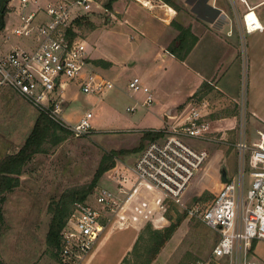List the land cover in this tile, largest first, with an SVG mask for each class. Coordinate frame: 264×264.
Returning <instances> with one entry per match:
<instances>
[{"label":"rangeland","instance_id":"374dc122","mask_svg":"<svg viewBox=\"0 0 264 264\" xmlns=\"http://www.w3.org/2000/svg\"><path fill=\"white\" fill-rule=\"evenodd\" d=\"M116 1H111V5ZM248 1L251 3L254 0ZM109 2L110 0H98L92 3L91 9L84 13L78 23L73 22L72 28L76 40L85 44L89 61L95 70L110 80L113 87L100 95L86 94L81 92L80 84L77 85L78 80H75L69 92L72 100L60 114L68 122L75 123L79 116L91 111L90 122L97 132L90 130L77 136L72 132L56 146L45 144V152L36 154L24 167L21 183L6 194L1 205L3 218L0 221V258L7 264H58L45 243L51 216L48 211L50 200L56 199L66 190L90 184L105 152L134 149L116 156L114 166L101 175L81 203H92L100 188L113 190L114 186L108 187L114 185L113 169H120L123 164H132L137 155L135 148L139 147L138 144L144 147L147 142L163 135L154 139L140 136L149 128H156L159 123L161 127H167L170 118L165 116L166 119L161 122V113L167 102L189 99L198 105L203 101L207 104L206 111H211L214 115L235 112L238 119L243 112L246 117L245 97L243 98L245 62L241 57L238 71L240 86L236 100L233 91L222 93L210 80L199 86L198 94L189 96L187 93L197 82L194 60L191 58L184 62L168 50L166 44L170 40L171 30L158 18L161 14L153 10L151 15H144V11L140 9V20L121 19L118 16L116 18L107 6ZM119 3L123 6L125 2L119 0ZM234 3L235 7L229 0H225L223 8L230 18L231 32L244 44L246 35L242 36L240 18L245 6L238 0ZM261 9L264 10V5ZM25 10L28 11L29 8ZM8 13H11L7 20L8 31H0V43L3 42L2 33L18 38L12 34V27L16 24L14 19L19 15L17 6L6 15ZM21 40L25 41L23 38ZM8 45L9 41L3 46ZM96 59L104 61L95 65L93 60ZM133 77H138L142 85L150 88V105L141 104L145 97L142 91H133L127 87L128 81ZM130 106H134V109L129 110ZM38 114L37 109L11 89L0 87V158L22 145ZM214 118L211 117L210 120ZM244 121L245 141H249L248 135L252 139L256 132L249 130L247 120ZM210 126L211 132L216 131L213 123ZM238 133L239 131L233 129L226 132L223 138L219 137L221 134H216L211 135V140H187L194 147L206 150L208 157L197 171L181 202L178 204L168 201L157 221L150 222L157 229H162L165 224L167 226L177 216L183 215L174 230L176 235L173 240H178V244L169 258L171 264H223V259H214L211 255L217 234L196 216L190 215L189 210L196 203L202 206L212 199L209 194L213 196L221 185V170H226V173L227 169L229 173L234 170L236 172L239 160L236 146ZM144 187L156 194L157 198L163 195L150 184H145ZM200 195H204L202 199H199ZM122 196L124 198L126 194ZM78 204L72 205V211ZM143 235L147 237L144 228ZM251 252L253 258L264 264L263 240L254 242Z\"/></svg>","mask_w":264,"mask_h":264},{"label":"built area","instance_id":"2783aa9c","mask_svg":"<svg viewBox=\"0 0 264 264\" xmlns=\"http://www.w3.org/2000/svg\"><path fill=\"white\" fill-rule=\"evenodd\" d=\"M18 1L25 9L29 0ZM238 1L245 6L240 18L242 36L261 30L263 26L254 11L255 6L248 0ZM94 2L51 0L45 7L36 6L35 10L20 14L12 33L27 40L30 46L15 45L0 54V86H7L76 136L92 129V112H85L74 125L65 124L60 115L65 87L78 80L82 93L96 95L113 87V83L98 74L89 61L85 44L77 41L76 36L70 37L67 31L73 20L88 12ZM234 2L229 0L233 7ZM39 11L45 16L38 18ZM250 13L258 23L253 19L248 23ZM240 45L242 61L245 62L244 44ZM127 87L145 94L142 105L151 104L152 93L138 77L129 80ZM128 109L133 110L134 106ZM168 118L171 121L167 127L160 129L163 135L146 143L128 168L129 173L116 167L113 169L115 189H98L92 203H79L67 217L62 231L61 264L81 263L105 227V214L122 204V195L127 194L136 181L149 183L163 194L166 201L181 202L208 157L206 150L194 147L187 140H211V126L206 113L193 101ZM244 120L241 112L236 142L239 160L235 174L227 178L208 203L202 206L196 203L189 210L190 215L217 233L211 252L215 258L223 259V264H260L251 256L252 244L257 240L264 241V132L258 131L255 141H245Z\"/></svg>","mask_w":264,"mask_h":264},{"label":"crops","instance_id":"0c3cea01","mask_svg":"<svg viewBox=\"0 0 264 264\" xmlns=\"http://www.w3.org/2000/svg\"><path fill=\"white\" fill-rule=\"evenodd\" d=\"M10 1L8 3L9 9L11 10L17 6L20 15L24 12L35 10L36 6L45 7L51 0H29L26 7L27 9L29 8L28 11L21 8L18 0ZM96 1L98 0H95V2ZM118 1L119 0L109 7L112 15L116 18L118 16L121 19L140 20L138 18L140 9L144 11V15L147 13L151 15L153 10L160 13L161 16L158 18L163 21L164 26L171 30L169 37L170 40H168L166 44L167 47L178 33L176 28L171 24L172 21L189 27L191 33L197 37L195 43L183 60L184 62H187L191 58L194 60V71L197 79L195 86L187 93V95L192 96L193 94H198L199 86L202 85L204 81L210 80L213 81L215 87L222 93L233 91L232 94L234 100L237 99L239 90L238 86H240V76H238V71L240 69L239 59L240 57L242 58V56L240 54V40L236 35H233V32H231L229 27L230 18L224 12L223 5H225V0H171V4L166 3L164 0H122L125 2L123 6L122 3L118 4ZM251 4L255 6L254 11L263 28L261 30H254L245 33L246 37L244 39L245 120H247V124L250 127L249 130L256 132L255 137L252 139L250 138V134L248 135L249 142L255 141L258 138V131L264 132V10L261 9L264 5V0H254ZM120 9H122L121 13ZM9 14L11 15V13L5 15L4 32L8 31L7 28L9 26H7V20L10 17ZM19 15L17 14L14 19L16 24H14L13 27L18 24ZM41 15L42 17L45 16L41 11L37 12L38 18H41ZM2 34L3 42L0 43V53H5L15 45H21L20 47L25 48L30 46L25 39V41H23L19 37V39L12 38L13 36L5 33ZM8 41V47H4V43L7 44ZM74 83L75 81L70 82L62 93V112L72 100V96L69 92L72 90ZM76 84L78 85L79 83ZM0 87L8 88L7 86ZM187 101H189V99L184 101L179 100L177 102H167L161 113V122H163L168 115L178 113ZM199 104L202 111L206 113V118L209 120L210 124L213 123V127L216 130H212L211 135L214 136L216 134H221L219 137L223 138V135L226 132L232 131L233 129L237 131L239 118L237 119V114L235 112L233 114L227 113L214 115L215 113L206 111V102L202 101L199 102ZM210 114L211 117L214 118L216 116V118L210 120ZM83 115L84 114L79 116L75 123H70L67 119L63 117L61 118L65 124L74 125ZM160 124L161 123H159L156 128H149L148 130H160L163 128ZM91 128L93 133L97 132L92 125ZM29 132L30 131H28V133ZM28 133H26V136ZM140 136L145 138L144 134H141ZM138 146L139 147L135 148L137 150V155L135 156L134 161L143 147V145L139 144ZM220 151L222 150L220 149ZM132 164H123L124 166L121 165L120 169L129 173L128 168ZM224 171L226 173V170ZM228 171L229 170L227 169L226 178L232 176L235 172V170L230 173ZM22 176L23 173L19 176V184L21 183ZM113 184L114 185L108 187L114 186L113 189H115L116 184L114 182ZM145 184L149 183L145 181H136L134 186L130 187L122 204L117 207L115 211L107 212L105 214L103 219L105 227L92 249L84 256L80 264H119L131 250L146 221H157V217L167 206L168 201L164 199L163 195L157 198L156 194L149 192L147 188L144 187ZM205 226L214 231L207 225ZM175 235L174 232L170 236L151 264H171L169 258L174 253L178 244V240H173ZM214 259L216 258L214 257Z\"/></svg>","mask_w":264,"mask_h":264},{"label":"trees","instance_id":"16d2710c","mask_svg":"<svg viewBox=\"0 0 264 264\" xmlns=\"http://www.w3.org/2000/svg\"><path fill=\"white\" fill-rule=\"evenodd\" d=\"M9 1L10 0H0V31H2L5 27V15L10 10L8 7ZM111 1L114 0H110L107 5L108 8L111 7ZM164 1L168 4H171V0ZM82 18L83 16L76 17L73 22L78 23L79 19ZM171 24L176 28L178 33L173 41L168 45V50L179 60H184L191 47L195 43L197 37L191 33L189 27L183 26L173 21ZM72 26L67 31L70 34V37H75V32ZM103 61L102 59L93 60L95 65H99ZM70 133V130L52 120L50 117H48V115L43 112H39L34 121L33 127L18 150L14 153L6 154L0 158V221L3 218L1 205L5 201V196L8 192H11L18 186L19 176L24 172V167L27 165V163L36 154L45 152V144L56 146L64 140L66 135ZM143 134L145 138L154 139L162 135L163 132L160 130H147ZM129 151H134V149H120L118 151L113 150L105 152L101 157V161L95 170L90 184H88L86 187L66 190L62 192L56 199L54 198L50 200L48 204V211L50 212L51 216L45 235V243L51 251V255L58 260V264H61L60 250L62 244V231L67 217L72 212V205L74 203L83 202L101 175L114 166V159L116 156L120 153ZM220 182L221 185L217 191L223 185V182ZM203 196L200 195V198H198L202 199ZM213 196L209 194V198H213ZM182 218L183 215L177 216L173 221H170L167 226L165 224V227L162 229H157V227L151 225L150 221H146L143 228L146 229L147 237H144L142 228L131 250L120 261L119 264H151V262L156 258L160 249L164 246L174 230L177 228ZM143 241H145V243H143ZM0 264L7 263L0 258Z\"/></svg>","mask_w":264,"mask_h":264},{"label":"water","instance_id":"95a60500","mask_svg":"<svg viewBox=\"0 0 264 264\" xmlns=\"http://www.w3.org/2000/svg\"><path fill=\"white\" fill-rule=\"evenodd\" d=\"M220 173H221V181L225 182L227 180L225 171L221 170Z\"/></svg>","mask_w":264,"mask_h":264},{"label":"bare ground","instance_id":"6f19581e","mask_svg":"<svg viewBox=\"0 0 264 264\" xmlns=\"http://www.w3.org/2000/svg\"><path fill=\"white\" fill-rule=\"evenodd\" d=\"M250 19H253L254 21H256L257 19L255 18V16L253 15V13H250L249 15H248V18H247V21H248V23H249V20ZM257 22V21H256ZM258 23V22H257Z\"/></svg>","mask_w":264,"mask_h":264}]
</instances>
